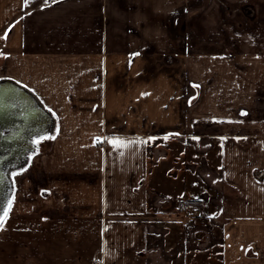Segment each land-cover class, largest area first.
Returning <instances> with one entry per match:
<instances>
[{
    "label": "crops",
    "instance_id": "1",
    "mask_svg": "<svg viewBox=\"0 0 264 264\" xmlns=\"http://www.w3.org/2000/svg\"><path fill=\"white\" fill-rule=\"evenodd\" d=\"M70 1L71 10L68 0L28 4L26 60L17 57L27 48L14 30L17 4L3 0L2 8L0 0V23L15 31L5 39L0 30L13 73L0 91L21 93L28 154L35 138L57 132L50 151L28 158V203L12 201L0 264H264L263 142H159L144 134L181 128L184 97L162 72L189 65L192 57L177 52L262 58L264 35L244 32L242 20L262 22L264 0ZM106 1L107 10L97 9ZM257 41L263 45L250 46ZM98 49L119 55L98 62ZM242 51L251 55L242 59ZM27 61L28 87L13 72ZM103 130L126 143L103 148L96 142Z\"/></svg>",
    "mask_w": 264,
    "mask_h": 264
},
{
    "label": "rangeland",
    "instance_id": "2",
    "mask_svg": "<svg viewBox=\"0 0 264 264\" xmlns=\"http://www.w3.org/2000/svg\"><path fill=\"white\" fill-rule=\"evenodd\" d=\"M9 1H15L17 4L18 8L14 19L16 20L14 21L16 22V27L14 30H16V33H23L22 41L27 47L17 57L19 58L21 54V58L28 60V57H31L28 54V6H25L24 0ZM68 1L63 3L65 10H71L74 4L72 1ZM78 1H80L79 6H88L87 0ZM108 4V1L101 4L97 3V9L102 8L103 10H107ZM4 5H7V2H3L2 0V8ZM109 9H111L110 6ZM3 15L4 12L1 16L3 17ZM1 22L0 30L3 31L5 28L7 30L9 23H5L3 19ZM242 23L243 31L249 33V35L255 34L257 40H260L261 36L264 35V20L262 22L259 20L249 22L243 19ZM256 29L263 35L257 33ZM14 30H10L11 36L15 34ZM101 30L103 32L102 38L105 39V42L109 41L111 36L107 34L108 29L103 26ZM116 37L112 36L113 42L117 40ZM260 43L263 45V42L257 41V43H250V46L254 44L260 45ZM0 44V80L9 79L10 74L13 73L10 71L12 68L7 57V52L4 51L9 43L4 44L2 40ZM194 45H200V43ZM258 52V50H254L251 55L242 51V59L243 56L247 55L253 57L257 54L258 56ZM113 53L119 55L117 51L100 52L98 49V62L106 54ZM177 54L185 55L187 58L191 56L192 60L189 61V65H186V67H163L162 72L164 71L169 76L175 78V81L171 82L172 90L178 92V94L181 93L184 97L179 100L180 104L178 105L183 111L182 120L181 122L178 121L181 126L179 129L181 130L154 131L146 129L144 134H149L146 140L154 136L153 139L157 138L159 142H263L264 144V53H260L262 58L258 60H255V58L254 60H245L244 57V60H241L240 63L236 62L238 57L235 52H230L228 55V52L224 51L192 50L177 52ZM213 55H221V59L223 60L210 57ZM13 72L16 73L20 82L28 87V61L25 66L15 64ZM118 85L120 84H114V86ZM146 97V100H148L147 95ZM242 112L245 115H241ZM145 117L144 123L149 125L147 120L150 115H146ZM116 133L119 135V132ZM56 134V129H53L50 134L43 137H55ZM37 139L40 138H35L33 141ZM88 139H92V135H89ZM53 140L43 139L39 144L33 143L35 146L34 152L28 154L27 150L23 159L16 167L11 168L7 172L10 191L13 197L11 199L10 195V200L17 202L16 199H18L19 201L28 203V158L46 154V151L51 150L50 145ZM108 141L109 135L106 134V130L101 131L98 134L96 142H102V147L104 148ZM14 172L19 173V175H12Z\"/></svg>",
    "mask_w": 264,
    "mask_h": 264
},
{
    "label": "water",
    "instance_id": "3",
    "mask_svg": "<svg viewBox=\"0 0 264 264\" xmlns=\"http://www.w3.org/2000/svg\"><path fill=\"white\" fill-rule=\"evenodd\" d=\"M10 89L9 93L0 91V207H7L10 193L7 172L16 167L29 148L28 142L17 141L19 127L28 123V119L19 115V112L24 109L17 108L16 105V95L21 93H17L13 88ZM13 130H15V136L12 134Z\"/></svg>",
    "mask_w": 264,
    "mask_h": 264
},
{
    "label": "snow or ice",
    "instance_id": "4",
    "mask_svg": "<svg viewBox=\"0 0 264 264\" xmlns=\"http://www.w3.org/2000/svg\"><path fill=\"white\" fill-rule=\"evenodd\" d=\"M31 2V0H24V4L25 6H28V4ZM45 2H47V0H45ZM21 19H23V17H21ZM11 30V28H9L8 30L5 31V35L3 38H7V34L8 32ZM49 111H51V109H49ZM241 115H245V113H241ZM43 139H54V137H41L40 139H37L35 141H33V143L35 144H39L41 142V140ZM109 143L113 144L114 146L118 145V144H123L126 142L123 141H116V140H109ZM12 175H19V173H13ZM12 200H8L7 201V207H0V230H3L6 219L8 218L10 211L12 210Z\"/></svg>",
    "mask_w": 264,
    "mask_h": 264
},
{
    "label": "flooded vegetation",
    "instance_id": "5",
    "mask_svg": "<svg viewBox=\"0 0 264 264\" xmlns=\"http://www.w3.org/2000/svg\"><path fill=\"white\" fill-rule=\"evenodd\" d=\"M12 134H14V136H15V130H13V132H12ZM11 134V135H12ZM6 136V135H5ZM17 136H18V138L19 137H21V138H19L17 141L18 142H28V129L27 130H20L19 132H18V134H17Z\"/></svg>",
    "mask_w": 264,
    "mask_h": 264
},
{
    "label": "built area",
    "instance_id": "6",
    "mask_svg": "<svg viewBox=\"0 0 264 264\" xmlns=\"http://www.w3.org/2000/svg\"><path fill=\"white\" fill-rule=\"evenodd\" d=\"M182 209L187 217L192 216V213L189 210H187V206L185 204H182Z\"/></svg>",
    "mask_w": 264,
    "mask_h": 264
}]
</instances>
